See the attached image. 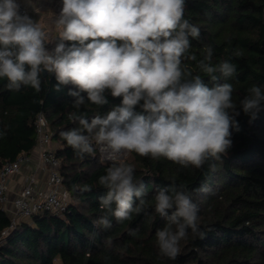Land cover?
Masks as SVG:
<instances>
[{
	"label": "clouds",
	"instance_id": "1",
	"mask_svg": "<svg viewBox=\"0 0 264 264\" xmlns=\"http://www.w3.org/2000/svg\"><path fill=\"white\" fill-rule=\"evenodd\" d=\"M185 6L186 0H62L56 19L59 42L49 51L48 34L20 14L17 0H0V78H7L6 88L19 91L31 86L39 91L44 71L55 74L57 91L61 85H73L77 90L68 94L75 97L77 111L69 119L78 127L61 131L60 136L77 155L93 154L95 144L112 162L98 179L106 190L99 197L102 215L97 221L104 229L112 227L113 217L118 223L131 220L148 203L134 168L119 162L125 153L163 157L199 169L209 158L227 154L231 130H240L241 111L251 123L264 110V87L250 86L237 103L232 84L209 87L182 66L183 60H196L194 54H186L190 38L200 37L199 27L184 18ZM212 57L208 46L197 64L211 81L218 80L216 73L225 78L235 74L234 64L213 65ZM106 92L122 97L121 104L89 121L79 112L85 105L81 93L100 107L108 103ZM137 105L147 114H136ZM154 209L166 221L155 234L162 256L175 259L189 230L204 237L199 207L184 185L158 188Z\"/></svg>",
	"mask_w": 264,
	"mask_h": 264
},
{
	"label": "trees",
	"instance_id": "2",
	"mask_svg": "<svg viewBox=\"0 0 264 264\" xmlns=\"http://www.w3.org/2000/svg\"><path fill=\"white\" fill-rule=\"evenodd\" d=\"M184 18L199 27L200 37L190 38L186 54H194L196 60H183L182 66L209 87L232 84L237 103L250 86L264 87V0H186ZM208 46L213 49V65L228 61L236 66L232 77L216 73L218 80L213 82L198 68ZM237 51L242 55H235ZM40 79L39 91L31 86L9 91L7 78H0V170L35 149V120L42 112L53 132L54 154L71 201L61 215L34 214L11 230L10 217L0 204V264H264V110L251 123L241 111L237 117L240 130H231L227 154L209 158L199 169L134 152L119 161L134 168L148 203L131 220L118 223L113 217L112 227L104 229L97 221L102 215L99 197L106 190L98 179L112 162H105L96 148L81 157L67 145L60 132L78 127L69 119L77 110L75 97L68 94L77 89L61 85L57 91L55 74L47 71ZM81 95L85 105L79 112L89 121L122 102V97L106 92L108 103L98 107L88 102L86 93ZM134 112L147 114L139 105ZM173 183L192 193L205 235L201 238L189 230L177 257L169 259L156 244V231L166 221L155 212L154 194ZM86 187L90 190L84 191ZM132 230L135 235H130Z\"/></svg>",
	"mask_w": 264,
	"mask_h": 264
},
{
	"label": "built area",
	"instance_id": "3",
	"mask_svg": "<svg viewBox=\"0 0 264 264\" xmlns=\"http://www.w3.org/2000/svg\"><path fill=\"white\" fill-rule=\"evenodd\" d=\"M20 5V14L28 15L31 18V12L22 0H17ZM60 10L54 12L55 22ZM59 42V39L50 41L46 48L52 51ZM66 43V42H65ZM36 128V147L30 154H22L16 160L6 163L0 170V204L2 209L10 217L11 230L17 226L19 221L24 217H31L34 214L50 212L55 215H61L66 210L71 198L69 192L63 184V178L59 170V161L56 159L53 147V132L49 128L48 120L44 113L40 112L35 120ZM98 152L105 154L101 146L95 145ZM35 152V166L32 171L26 175L21 188L15 196H10V179L22 172L25 164H29ZM100 153V154H101ZM102 159L109 163L101 154ZM46 175V181L43 187L39 185L40 174ZM4 232L3 234H6Z\"/></svg>",
	"mask_w": 264,
	"mask_h": 264
},
{
	"label": "crops",
	"instance_id": "4",
	"mask_svg": "<svg viewBox=\"0 0 264 264\" xmlns=\"http://www.w3.org/2000/svg\"><path fill=\"white\" fill-rule=\"evenodd\" d=\"M31 12V19L37 22L42 30H44L50 41H53V37L56 34L57 25L54 18V12L62 9V0H22ZM52 39V40H51ZM56 40V39H55ZM35 152L32 153L33 160L28 164H25L22 168V172L13 176L10 179V196L13 198L16 192L21 188L26 175L29 174L35 166ZM46 181V175L40 174L39 185L44 186Z\"/></svg>",
	"mask_w": 264,
	"mask_h": 264
},
{
	"label": "rangeland",
	"instance_id": "5",
	"mask_svg": "<svg viewBox=\"0 0 264 264\" xmlns=\"http://www.w3.org/2000/svg\"><path fill=\"white\" fill-rule=\"evenodd\" d=\"M58 32H59V29L57 28V30H56V34H55V36L53 37V40H55V39H59L58 38ZM52 40V39H51ZM53 147L55 148V144H53ZM101 153V152H100ZM102 155H103V157L105 158V154H103V153H101ZM130 157V153H125L124 155H123V157H122V159H121V161L122 160H125V159H127V158H129ZM30 218L29 217H24V220H26V221H28Z\"/></svg>",
	"mask_w": 264,
	"mask_h": 264
},
{
	"label": "water",
	"instance_id": "6",
	"mask_svg": "<svg viewBox=\"0 0 264 264\" xmlns=\"http://www.w3.org/2000/svg\"><path fill=\"white\" fill-rule=\"evenodd\" d=\"M44 73H46V71H44Z\"/></svg>",
	"mask_w": 264,
	"mask_h": 264
}]
</instances>
